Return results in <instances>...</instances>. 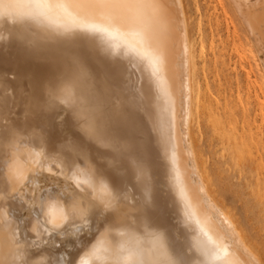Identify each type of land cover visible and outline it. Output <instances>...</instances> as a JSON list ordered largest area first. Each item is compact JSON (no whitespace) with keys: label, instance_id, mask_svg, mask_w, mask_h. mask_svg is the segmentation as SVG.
I'll return each instance as SVG.
<instances>
[{"label":"snow or ice","instance_id":"6c2138e0","mask_svg":"<svg viewBox=\"0 0 264 264\" xmlns=\"http://www.w3.org/2000/svg\"><path fill=\"white\" fill-rule=\"evenodd\" d=\"M174 7L166 0H0L7 33L0 36V65L14 51L29 69L23 78L0 70V208L19 201L29 212L23 219L7 208L0 212V264H40L45 254L47 264H60L51 258L56 250L71 257L63 264H90L78 259L81 252L95 255L114 235L122 239L105 249L106 264H208L180 241L177 223L160 209L151 158L159 53L149 37L154 26L167 30L178 20ZM119 26L143 35L146 46L117 54L92 37ZM33 147L71 165L87 160L99 196L69 198L63 187H41L29 198L24 188L34 174ZM42 218L52 225L44 232L55 239L38 231ZM22 230L35 235L21 240ZM82 235L90 238L78 246ZM200 255L211 254L201 249ZM250 264H264V251Z\"/></svg>","mask_w":264,"mask_h":264},{"label":"bare ground","instance_id":"6f19581e","mask_svg":"<svg viewBox=\"0 0 264 264\" xmlns=\"http://www.w3.org/2000/svg\"><path fill=\"white\" fill-rule=\"evenodd\" d=\"M218 1L221 5L220 0ZM166 2L175 6L174 13L178 14L179 18L167 30L154 26L149 37L151 46L159 53L152 101L157 125L151 143L159 206L173 222L177 223L179 232L176 235L181 242L193 245L198 258L207 259L208 264H250L253 257L259 259L258 251L248 244L237 222L215 199L194 141L193 122L200 102V91L194 88L196 75L194 54L197 44L202 54L205 45L203 30L199 22L193 27L186 0H166ZM227 2L247 36L246 39L252 48L250 53L256 54L253 55V65L247 62L245 55L237 57L240 63L248 64V68L242 67L247 84V100L252 97L262 124L264 122V89L262 88L264 86V0H227ZM226 29L228 32V26ZM195 34L196 41L193 39ZM6 35L4 25L0 23V36ZM92 37L98 45L117 54H127L130 47L143 49L146 46L145 37L132 34L127 26H119L106 33H94ZM4 61L0 65V70L18 71L21 78L29 70L28 65L14 51L5 54ZM253 67L258 69V77L255 80L252 79ZM85 150L87 151V147ZM91 156L98 158L95 150H92ZM30 159L33 162L34 174L31 183L24 188L29 198L33 192L39 196L41 187L57 189L63 187L69 198L74 193H79L85 199L99 196V180L93 175L92 165L87 160L83 164L71 165V162L65 158L44 155L43 150L36 147L32 148ZM2 195L3 193H0V196ZM129 195L131 196V193ZM5 208L21 219L29 216V212H25L20 207L19 201H13L12 207L0 208V212ZM31 218L35 223L34 212L31 213ZM79 222L78 219L75 221L77 224ZM45 227L51 228L52 225L43 224L42 218L38 231L44 233L45 239H55L47 236L44 232ZM70 231H75V225ZM33 235L35 234L25 233L22 230L20 239L30 240ZM70 238L75 239V237ZM89 238L87 235H82L77 245L83 246ZM121 239L115 235L104 239L98 244L95 255L81 252L78 259H86L90 264H106L109 253L105 249L113 248ZM42 247L53 251L50 246L42 245ZM201 249L211 255L207 258L202 257ZM68 250L75 254L77 249L68 246ZM86 251L92 252V247L89 246ZM216 253L220 254L219 258H215ZM49 258L45 254L37 259L40 264H47ZM51 258L63 264V260L71 257L67 252L56 250Z\"/></svg>","mask_w":264,"mask_h":264},{"label":"rangeland","instance_id":"374dc122","mask_svg":"<svg viewBox=\"0 0 264 264\" xmlns=\"http://www.w3.org/2000/svg\"><path fill=\"white\" fill-rule=\"evenodd\" d=\"M186 1L193 27L200 23L205 41L202 54L198 42L194 54V88L200 91L193 122L195 145L215 199L260 257L264 251V122L252 97L247 100L242 67L248 64L239 62L245 55L253 65L256 54L250 53L251 45L227 0H220L221 5L218 0ZM193 39L197 40L196 34ZM257 73L253 67L252 79Z\"/></svg>","mask_w":264,"mask_h":264}]
</instances>
